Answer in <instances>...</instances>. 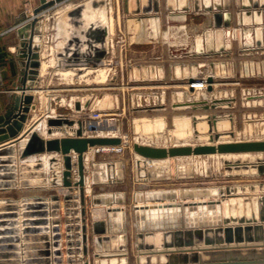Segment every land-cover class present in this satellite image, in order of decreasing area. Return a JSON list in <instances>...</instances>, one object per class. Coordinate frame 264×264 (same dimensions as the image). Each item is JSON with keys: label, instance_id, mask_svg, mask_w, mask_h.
Returning a JSON list of instances; mask_svg holds the SVG:
<instances>
[{"label": "rangeland", "instance_id": "rangeland-1", "mask_svg": "<svg viewBox=\"0 0 264 264\" xmlns=\"http://www.w3.org/2000/svg\"><path fill=\"white\" fill-rule=\"evenodd\" d=\"M80 1L82 0H76L75 3ZM106 1L111 29L108 52L103 63L97 68L73 69L64 74L56 71L55 54L47 53L46 56H42V60L47 62V65L41 68V72L44 73L43 83L49 90L64 88L66 92L64 96L67 98L74 97L81 101L88 99L89 102L95 103L99 111L107 113L113 119L112 129L126 139L125 145L119 151H101L95 154L96 161H115L117 166L116 174L111 181L93 185L94 193L115 194V201L110 204L111 206L123 207L122 211L107 213L104 208L106 205L100 203L97 205V210L104 208L99 216L101 218L109 216L115 229H124L125 239H115L110 248L106 249L103 246L98 250L90 234L87 253L90 264H101L102 259L106 260V264H156L167 258L162 253L154 255L143 252L149 249L145 241L151 239L157 243L162 240V236L154 234L148 239L140 238L136 225L139 227L161 226L165 225L164 223L175 225L182 217H186L187 224L211 223L217 222L222 213L229 216L255 213L258 217L259 195L264 194V188H260L259 183H264V173L259 174L257 168L251 166L246 169L241 167L236 169L234 166L228 169L223 157L215 153L154 160L149 164L150 173L149 169L147 171L149 179H142L136 165L132 143L138 141L154 145H171L180 142L205 141L201 136L208 138V135L204 132L195 135L193 132L192 114L203 116L211 113L209 110L212 109L201 107L194 109L192 106H177L175 103L185 99L204 97L210 100L211 94L206 89L189 91L186 88L188 78L184 75L192 74L194 78L205 77L207 72L212 71V67L213 71H219L224 64L222 58L230 56L235 57V64L231 65L232 75L230 77L215 76L217 84L214 87V93L216 96L229 97L231 102L215 108L212 112L221 118H227L229 126L232 124V127L228 129H233L235 138H264V102H262L264 76H241V73L237 71L240 51L236 44L232 46L231 52L224 53L226 55L220 51L207 50L206 28L224 25L213 24L214 9H206L202 0H185L179 6L175 2L170 4V0H167V6L170 9H161L160 34L150 31L149 21L146 18L138 19V16L142 14L126 11L124 0ZM221 1H219L221 9L228 7L239 10L238 17L250 11L247 15L249 17L247 23L242 19L238 21V17L231 20L228 25L231 27L229 37H236L237 32L240 37L248 33L253 36L261 35L260 26L264 28V17L262 19L255 17L256 13L253 11H256L257 7L253 6L254 0H225V3ZM255 1L263 2V5L258 8L260 16L264 13V0ZM242 4L247 6L243 7ZM64 6L59 8L55 6L52 11L56 8L64 11ZM173 6H177L178 9H173ZM179 10L187 12L180 14L182 17H178ZM170 11L173 12L170 13ZM58 18L50 17L49 23L54 25ZM133 18L137 19L136 30L135 25L131 23ZM180 25L185 26L184 30L177 29ZM134 30V40L131 42L133 39L131 31ZM149 35L153 37L149 38ZM234 39L236 43L237 38ZM48 40L50 43L49 38ZM49 43L47 42V45ZM47 49L48 46H46ZM208 56L210 60L211 56H214V66L207 60ZM156 70L161 72L157 73ZM59 98L60 96L55 97L56 100ZM258 100L261 102H257ZM70 115L81 118L83 112L70 113ZM199 120L204 122L205 117ZM259 156H264V153H248L244 157L255 160ZM89 166L91 167V164ZM33 170L35 169H21L22 175L18 184L25 185L23 181L33 183ZM38 176L42 179V175L38 174ZM225 186L240 192L241 196L232 199L226 197L220 205L215 206L206 204L190 207L188 204L192 200L220 198L217 188ZM5 190L0 189V191ZM21 193V191L13 190L9 195ZM2 195L5 194L0 193V199L4 200ZM172 200L187 204L182 207L145 209L144 212L134 207V204ZM2 205H5V202L0 203V208ZM92 209L89 203L87 205L89 219L97 213V211L94 213ZM59 213L62 231V264H68L64 234L65 212L63 214L59 211ZM140 222L143 224L141 225ZM77 237L75 235L72 238ZM121 242H124V248H120ZM74 249L73 262L82 264L79 253L76 248Z\"/></svg>", "mask_w": 264, "mask_h": 264}, {"label": "water", "instance_id": "water-1", "mask_svg": "<svg viewBox=\"0 0 264 264\" xmlns=\"http://www.w3.org/2000/svg\"><path fill=\"white\" fill-rule=\"evenodd\" d=\"M67 0H39V5L33 8L30 19L25 27H31L29 35L19 32L20 41L16 46V57L19 66L16 81L10 87L9 102L3 113L0 114V189H9L18 184L22 173L16 169L33 168L42 175L40 185L47 181L52 187L58 186V191L48 197H26L20 204L10 198L0 199L5 202L0 209V264H62V231L60 224V203L62 197L65 207V243L68 264L73 262L74 252L79 253L82 264H90L87 258L89 250V236L92 234L96 249L110 248L115 239L124 240V229L113 227L112 219L106 217L87 216L86 199V165L85 153L98 146L119 145L125 142L123 136L117 135H87L86 121L68 113L58 115H41L19 135L24 122L28 117L33 103V91L38 90L39 74L42 62V37L40 34L42 14L47 9ZM129 0H124V9L142 15L139 20L152 17V12L160 9L159 0H134L135 7L129 8ZM243 7L247 6L242 4ZM263 2L254 0L257 7ZM206 9H214L213 24L228 26L231 23V14L221 10L219 2L204 3ZM107 9L106 0H82L67 9L61 16V35L56 43L55 58L58 69L97 68L109 47V21L102 15L101 9ZM250 11L246 12L249 15ZM260 14V13H259ZM213 71V69L211 68ZM193 82L194 77L187 79ZM206 91L211 94L210 100L206 97L185 99L175 103L177 106H192L196 108L215 109L225 103L230 104L229 97L216 96L213 83V73L206 75ZM194 88L190 87L189 91ZM19 92V93H17ZM93 103L88 99H75L74 109L80 112L82 107L91 108ZM205 117L207 127L199 129V120ZM193 132L195 135L204 132L208 139L196 143L180 142L171 145H154L134 141L132 150L136 155V165L141 170L147 160H160L170 157L226 154V153H264V138L237 139L233 129L219 130L217 121L221 119L215 112L203 116L192 114ZM231 121V117H229ZM76 124V125H75ZM44 129V136L40 130ZM61 135H52L55 131ZM52 135V136H50ZM19 136V137H16ZM223 136L229 137L222 139ZM15 138L1 144V142ZM21 139V142L19 140ZM50 154L48 157V174L41 171L44 167L39 154ZM15 154H18L17 157ZM59 154L60 156H57ZM34 156L35 161H27ZM17 159L21 163L17 165ZM61 160L59 181L54 163ZM228 169L235 167H256L259 174L264 173V156L255 160L247 157H223ZM113 164V163H112ZM147 169V168H146ZM141 172V171H140ZM140 175V174H139ZM146 174L144 179H149ZM44 182L43 184H41ZM30 185L28 181H23ZM264 188V183H259ZM220 198L199 199L189 201L190 207L201 205H220L226 197L241 196L229 186L219 187ZM76 190V192H73ZM93 201V200H92ZM134 204L136 210L171 208L185 205V202L175 200L168 202H154L150 205ZM20 208V211H19ZM123 207L108 206V212H116ZM107 212V213H108ZM182 217L175 225L164 223L161 226L139 227L140 238L152 237L154 234L162 236L160 242L154 243L151 239L145 241L149 247L143 252L166 256L165 261L156 264H264V194L259 195L258 217L255 213L249 215H227L222 213L217 222L185 223ZM144 231V232H143ZM78 236L76 239L73 236ZM76 245L75 247H73ZM120 248H124L121 242ZM102 254V253H95ZM4 257V259H1Z\"/></svg>", "mask_w": 264, "mask_h": 264}, {"label": "crops", "instance_id": "crops-1", "mask_svg": "<svg viewBox=\"0 0 264 264\" xmlns=\"http://www.w3.org/2000/svg\"><path fill=\"white\" fill-rule=\"evenodd\" d=\"M75 1L76 0H67V1H64L63 3H60V5L58 4L56 6H58L59 8V6L69 4V7L66 8V9H69L73 6ZM115 1L118 2V0H115ZM184 1L185 0H173V4L175 2L179 6L180 3L183 4ZM205 1H209V2L211 1L213 3L212 0H202V3H204ZM224 1L225 0H222L221 2L225 3ZM26 3H27L26 0H0V45L7 52L6 58L4 59L2 63H0V114L3 113L6 105L9 102L10 87L12 86L13 82L16 81L17 75H18L19 66L17 63V57L15 55L16 53L15 48L20 41L19 32L22 31L23 33H26L27 35H29L31 31V27H25V25H26L27 20L30 19L33 8L39 5V0H28L30 9L26 8ZM128 4H129V8L131 9L135 7L134 0H129ZM159 4H160L159 12L157 13L152 12L154 13L152 14V17L147 19L149 21L148 28L150 29V31L152 32L154 31L155 34H160L159 25L161 23L160 22V18H161L160 14L162 12L161 9L168 8L167 6L168 1L159 0ZM53 8L47 9L42 14L40 34L42 37V51L44 48H46V46H48V54L53 53L54 55L56 43L59 40L61 31H62V28L59 26L60 19H61L62 14L66 11V9H64V11L63 10L59 11V9L56 8L54 11H52ZM173 9H178V7L173 6ZM221 10L224 12L230 13L232 21L233 19H236L238 17L237 15L239 14V10L236 11L228 7L221 9ZM172 12L173 11H170V13ZM185 12L187 11H182V10L177 11L178 17H182L181 16L182 13L185 14ZM253 12L255 13V10ZM50 17H57V18L59 17V18H58V21L54 25H51L49 23ZM259 17L262 19L264 17V13H262V15H260ZM248 18L249 17L247 15H244L242 17L241 16L238 17L237 20L239 21L240 19H242V20H245V23H247ZM131 23L135 25V30H136L137 19L133 18L131 20ZM184 28H185L184 25H180L178 26L177 29L182 31L184 30ZM260 28H262L261 35L255 34L253 36L248 33L246 35H243V37H240V35L237 32L238 36L236 35V37H229V35L231 34V32L229 33V30L231 29V27L229 26L210 27L209 26V28H206V37H205L206 48L207 50H212L213 52L220 51L224 54L226 52L228 53L231 52L232 46L236 44V46H238L239 51H240V53L238 54L239 55L238 58L240 57L238 61L239 68L237 71L241 73V76L242 77L243 76L249 77L253 75L254 76H257V75L264 76V32H263L264 28L262 26H260ZM237 29H240V28H237ZM135 30L131 31L133 33V35L131 36L133 37L131 42H133L134 40ZM151 37L153 36L149 35V38ZM48 38L50 39V43H49ZM234 38H237L236 43L234 41L235 40ZM47 42L49 43L48 45H47ZM211 57L212 59L210 60L208 56L207 60L211 63L212 66H214L213 65L214 56H211ZM54 58H55V55H54ZM55 61H56V58H55ZM222 63L224 64L221 65L220 70L218 69L219 71L217 70L209 71L207 72L206 75H208L209 73H213L214 76L230 77L233 72L231 65L233 63L235 64V57L230 56L224 59L222 58ZM56 71L62 72L58 68ZM156 71L157 73L161 72L159 70H156ZM43 76H44V73L41 72V68H40V74H39L40 88L38 90L33 91V94H34L33 103L35 104V108H31L30 112L28 113V117L26 121L24 122L19 135L26 129L27 126H29L32 122H34L39 116L44 115L47 112L49 113L52 110L60 111L63 113H77L76 111L72 110L73 106L70 105V103L75 102L74 97L67 98L66 96H64L66 95V92H64L65 90L64 88L51 89V90L45 88L46 86L44 85L45 83H43ZM190 76L194 77V75L192 74L184 75V77H187V78ZM216 84L217 83L214 82L213 87H216ZM254 95L255 94H253V96ZM257 95L258 94H256V96ZM59 96L60 98L56 100L55 97H59ZM259 100L257 102H261ZM262 102H264V99H262ZM209 111L212 112L214 111V109L209 110ZM217 127L219 130H226L228 129V127H231V125L229 126V123L226 118V119H222L218 121ZM40 133L44 136H49L45 134V130H40ZM52 135H61V133L60 131L56 130ZM16 137H19V136H16ZM14 139L15 138L7 139L1 142V144L10 142ZM222 139L229 140V138H222ZM19 142H21V139L19 140ZM99 152L101 151L89 150L85 153V159H84L86 170H87L86 183H85L87 205L90 203V206L93 207L92 210L94 211V213L97 211L96 215L94 214V217L99 216V214L103 212L104 208L107 211V207L111 206L110 204L113 201H115V194H112L109 192H102V193L93 192L94 184L99 183V182L103 183L106 181H111L112 177H114V175L116 174L117 164H115L116 163L115 161H96L94 159L95 154ZM247 154L248 153H239V154L226 153V154H220V155L222 157H225V156L243 157V156H246ZM17 155L18 154H15L16 157ZM39 155L41 156L42 162L44 164V167L41 171H44L45 173L48 174V157L50 154L45 153V154H39ZM56 155L60 156L59 154H56ZM136 157L137 155L135 154V158ZM37 158H34L33 156V158L27 162L32 163V161L34 162L35 159ZM19 163L21 162L20 160L17 159V165ZM111 163H113V165ZM89 164H91V167L89 166ZM53 166H54V169L56 170L58 181H59V177H60L59 171L61 169V160H58L57 162H55ZM36 171H40V170H33V183H29L30 185L18 184V186L16 187H11L9 189H6L5 191H0L1 194H5V195H2L1 197L10 198L14 201H17V203L20 204L23 198L37 197V196L47 197L49 194L58 191V186L52 187L47 182L50 179L49 176L45 177L47 180L45 181V184L43 185L38 184L39 182H37V180L40 179V177L38 176ZM16 172L17 174L21 173L19 168L16 169ZM19 178L20 177L18 175L17 180H19ZM13 190L21 191L22 193L20 195L18 194L9 195V193ZM73 192H76V190H73ZM59 203H60L59 211H61L64 214L65 207H64V202H63L62 197L60 198ZM100 203L106 206L100 210H97V205H99ZM19 211H20V208H19Z\"/></svg>", "mask_w": 264, "mask_h": 264}, {"label": "built area", "instance_id": "built-area-1", "mask_svg": "<svg viewBox=\"0 0 264 264\" xmlns=\"http://www.w3.org/2000/svg\"><path fill=\"white\" fill-rule=\"evenodd\" d=\"M26 8L30 9V5L28 3V0H26ZM206 77V76H205ZM205 77L202 78H194L195 80L193 82L186 81V88L193 87L194 90H200V89H206L207 82L205 80ZM200 83V86H195L194 84ZM71 106H73L72 110L74 109V102L70 103ZM83 112L82 119L86 121L87 128L85 130V133L87 135H117L115 132H111V127L106 126V123H112V118L109 117L107 113H102L95 107V103L91 108L82 107L81 111ZM63 114V112L52 110L51 112H47L44 115H58ZM70 114V113H68ZM125 143L119 144V145H109V146H98L95 147V151H119L123 148Z\"/></svg>", "mask_w": 264, "mask_h": 264}, {"label": "bare ground", "instance_id": "bare-ground-1", "mask_svg": "<svg viewBox=\"0 0 264 264\" xmlns=\"http://www.w3.org/2000/svg\"><path fill=\"white\" fill-rule=\"evenodd\" d=\"M215 1H219V0H215ZM170 2V4L171 3H173V0H170L169 1ZM209 1H205L204 3H208ZM211 2V1H210ZM203 3V4H204ZM181 4V3H180ZM71 6V5H70ZM65 7V8H64ZM63 8L64 9H66L67 7H69V4H67V5H65ZM107 9H108V7H107ZM106 9V12H105V9H101V11L100 12H102V15L105 17V18H107L108 19V21H109V34H110V29H111V22H110V17H109V13H108V10ZM67 10V9H66ZM256 15V18H258L259 19V13H256L255 14ZM60 27H61V24L59 25ZM258 34H259V30H258ZM48 50V49H47ZM46 50V48H44L43 49V51H42V56L44 57V56H46L47 55V53L48 52H46L47 51ZM54 59V58H53ZM53 61V60H52ZM47 65V62L45 61V60H42V62H41V68H43V67H45ZM84 68H86V67H84ZM63 73H67V72H70L71 70H73V69H71V68H69V69H60ZM102 73H104V72H102ZM105 74V73H104ZM101 80V79H100ZM196 87L197 86H200L201 84L200 83H196V84H194ZM222 119H224V118H221L220 120H222ZM226 119V118H225ZM220 120H218V121H220ZM218 121H217V123H218ZM224 123V122H223ZM222 123V124H223ZM221 124V123H220ZM76 125V124H75ZM225 125V124H224ZM232 125V124H231ZM106 126H108V127H113V125H112V123H106ZM198 127L199 128H202V129H204V128H206L207 127V125H206V123L205 122H200V123H198ZM232 127V126H231ZM41 130H44V129H41ZM226 130H228V129H226ZM111 132H114L115 133V130H113V129H111ZM203 137V138H202ZM124 139H125V137H123ZM201 138H202V140H207L208 138L206 137V136H201ZM222 138H229V137H227V136H223ZM125 142H126V139H125ZM124 142V143H125ZM139 156L137 155V158H138ZM225 157H229V156H225ZM244 157V156H243ZM152 161H154V160H147L146 161V163L144 164L145 165V167L147 168H142L140 171V176H141V178L143 179L144 177H143V175H145L146 176V174H147V171H148V169H149V173H150V168H149V164L152 162ZM112 164V163H111ZM113 165V164H112ZM241 168H244V167H242L241 166ZM247 168H249V167H247ZM246 169V168H245ZM150 175V174H149ZM232 199V198H231ZM142 204V203H141ZM140 204V205H141ZM146 204H148V205H150L151 203H145L144 205H146ZM138 205V204H137ZM139 205V206H140ZM176 207V206H175ZM180 207V206H179ZM162 208H164V207H162ZM218 208H219V206H218ZM155 209V208H154ZM140 211H141V209H139ZM145 210V209H144ZM144 210H142V211H144ZM220 210V209H219ZM118 211H122V209H120V210H118ZM169 212V211H168ZM176 212H178V211H176ZM187 213V212H186ZM208 213V212H207ZM171 214V213H170ZM174 214V213H173ZM178 216V215H177ZM98 218V217H97ZM172 219V218H171ZM177 220V219H176ZM175 222V221H174ZM141 223V225L143 224V222H140ZM150 223H151V221H150ZM106 262V260L105 259H102L101 260V264H106L105 263Z\"/></svg>", "mask_w": 264, "mask_h": 264}, {"label": "trees", "instance_id": "trees-1", "mask_svg": "<svg viewBox=\"0 0 264 264\" xmlns=\"http://www.w3.org/2000/svg\"><path fill=\"white\" fill-rule=\"evenodd\" d=\"M6 56H7V52L0 45V63H2L4 61Z\"/></svg>", "mask_w": 264, "mask_h": 264}]
</instances>
